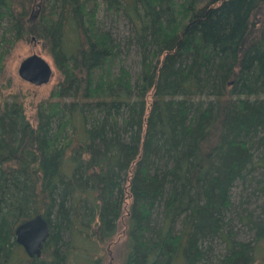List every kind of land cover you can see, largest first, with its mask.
Returning a JSON list of instances; mask_svg holds the SVG:
<instances>
[{"label":"trees","instance_id":"obj_1","mask_svg":"<svg viewBox=\"0 0 264 264\" xmlns=\"http://www.w3.org/2000/svg\"><path fill=\"white\" fill-rule=\"evenodd\" d=\"M34 1L0 0V47L34 35L62 78L34 122L0 101V264H67L63 234L108 240L127 195L122 264H258L264 203L237 216L253 241L231 238L227 217L236 183L264 188V0ZM100 3L135 26V77L114 70ZM36 213L50 231L30 257L15 228ZM215 237L227 247L213 260Z\"/></svg>","mask_w":264,"mask_h":264},{"label":"rangeland","instance_id":"obj_2","mask_svg":"<svg viewBox=\"0 0 264 264\" xmlns=\"http://www.w3.org/2000/svg\"><path fill=\"white\" fill-rule=\"evenodd\" d=\"M39 0L34 1L33 11H37ZM92 21L98 24L99 28L108 30L112 36L113 42L117 44L118 59L113 62L115 67L124 63L132 72L133 77L140 69L141 54L135 39L134 24L129 20L127 15L121 10H108L100 3L97 12L92 16ZM5 23H1L4 26ZM0 31H2L0 29ZM4 41H1V45ZM3 50V67L0 69V101L3 99H18L24 105L27 117L34 122L36 111L39 103L50 97L58 88V83L62 78L53 56L47 49L42 40H38L34 35L15 40L6 47L2 45ZM37 52L41 54L52 66V76L46 83L35 85L22 79L18 72L19 62L27 55ZM72 133V128L69 130ZM68 134V133H67ZM255 154H261L257 149ZM264 175L263 168H257L255 171L256 178ZM232 206L228 214L227 228L230 227L231 238L235 240H254V230L249 226L238 221L237 216L240 212L248 210L253 211L257 216L260 212V205L264 203V188L256 185L255 182L246 181L245 183H236L232 189ZM248 196V197H247ZM247 197V198H246ZM131 196L127 195L122 207V212L116 220V229L111 237L104 242H91L89 240L72 237L68 232L63 234L66 241L74 242L75 246L69 252L67 264H122L125 254L126 237H127V214ZM153 211L152 220L159 221L157 213ZM210 246L209 256L211 259L220 257L225 253L227 241L221 237H215L208 242ZM255 256L258 264H264V238L257 244ZM209 249V248H207Z\"/></svg>","mask_w":264,"mask_h":264},{"label":"water","instance_id":"obj_3","mask_svg":"<svg viewBox=\"0 0 264 264\" xmlns=\"http://www.w3.org/2000/svg\"><path fill=\"white\" fill-rule=\"evenodd\" d=\"M17 72L22 79L39 85L50 80L53 70L41 54L33 52L19 62ZM49 231L46 218L41 213H36L17 224L15 239L29 256H40Z\"/></svg>","mask_w":264,"mask_h":264},{"label":"bare ground","instance_id":"obj_4","mask_svg":"<svg viewBox=\"0 0 264 264\" xmlns=\"http://www.w3.org/2000/svg\"><path fill=\"white\" fill-rule=\"evenodd\" d=\"M27 254V253H26ZM28 255V254H27ZM29 256V255H28ZM31 257V256H30Z\"/></svg>","mask_w":264,"mask_h":264}]
</instances>
